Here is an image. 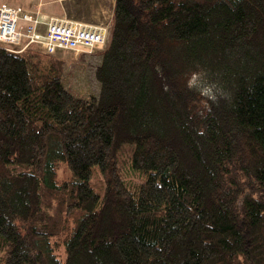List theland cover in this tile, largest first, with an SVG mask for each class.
I'll list each match as a JSON object with an SVG mask.
<instances>
[{"label": "trees", "instance_id": "1", "mask_svg": "<svg viewBox=\"0 0 264 264\" xmlns=\"http://www.w3.org/2000/svg\"><path fill=\"white\" fill-rule=\"evenodd\" d=\"M58 53L0 48V264H264V0H114L94 98Z\"/></svg>", "mask_w": 264, "mask_h": 264}, {"label": "built area", "instance_id": "2", "mask_svg": "<svg viewBox=\"0 0 264 264\" xmlns=\"http://www.w3.org/2000/svg\"><path fill=\"white\" fill-rule=\"evenodd\" d=\"M109 28L70 20L64 16L39 19V10H20L0 3V48L20 53L31 45L46 53H94L107 44Z\"/></svg>", "mask_w": 264, "mask_h": 264}, {"label": "crops", "instance_id": "3", "mask_svg": "<svg viewBox=\"0 0 264 264\" xmlns=\"http://www.w3.org/2000/svg\"><path fill=\"white\" fill-rule=\"evenodd\" d=\"M0 0L5 6L20 10H39V19L46 22L49 16H64L70 20L83 21L91 25L110 24L114 0Z\"/></svg>", "mask_w": 264, "mask_h": 264}, {"label": "rangeland", "instance_id": "4", "mask_svg": "<svg viewBox=\"0 0 264 264\" xmlns=\"http://www.w3.org/2000/svg\"><path fill=\"white\" fill-rule=\"evenodd\" d=\"M17 4L21 0H13ZM31 10H38L37 8ZM110 24H104L109 28ZM108 39V36H107ZM106 45L94 53L73 54L70 51L59 52V57L64 60L62 72L63 92H69L82 98H94L98 89L99 71L98 67L102 61ZM58 53V54H59ZM67 171L61 169L60 176H66ZM129 177L131 172L126 173Z\"/></svg>", "mask_w": 264, "mask_h": 264}, {"label": "clouds", "instance_id": "5", "mask_svg": "<svg viewBox=\"0 0 264 264\" xmlns=\"http://www.w3.org/2000/svg\"><path fill=\"white\" fill-rule=\"evenodd\" d=\"M198 134H201L202 135L203 134V131L201 130Z\"/></svg>", "mask_w": 264, "mask_h": 264}]
</instances>
